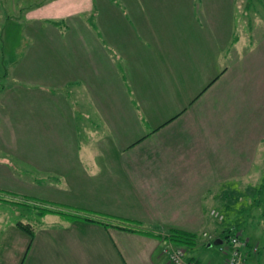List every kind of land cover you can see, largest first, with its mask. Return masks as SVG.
Instances as JSON below:
<instances>
[{
    "label": "rangeland",
    "instance_id": "rangeland-1",
    "mask_svg": "<svg viewBox=\"0 0 264 264\" xmlns=\"http://www.w3.org/2000/svg\"><path fill=\"white\" fill-rule=\"evenodd\" d=\"M198 1L196 0V3ZM235 1L234 10H237V15L232 7L228 8L231 0H225L227 19L234 20V26L237 29L233 28L232 32L239 33L243 38L240 43L232 47L231 57L225 58L222 90L218 87L217 94L211 95L210 93L206 104L201 103L195 107L193 118L198 122H191V120L180 117L164 129L166 130L164 134H159V137L152 140L153 142L149 140L145 145L148 150L151 145H154V142L156 144L165 142L166 146H169L167 144L168 137L172 135V143H176L177 148L181 147V150L186 153L194 150L196 143H199L198 147H201L204 152H208V159L203 163L209 165V170L217 162L222 163L223 181L221 176L215 174V171L201 172L207 175L208 184L213 180L218 182L212 188H208V186V189L205 188V190L211 189L210 193L202 194L200 192L202 187L196 184L199 181H195L196 178L192 181L191 176H187L186 172L159 171L161 182L164 180V174L170 173L169 180L173 181L175 186L166 184L158 188L160 191L158 206L150 205L146 200L143 204L135 203L136 215H140L141 218V222H138L103 212L104 205L109 203L107 200L103 201L104 195L100 196L101 203L104 204L101 210L64 208L61 203L53 199L56 197L54 188L46 185L49 182L51 185L55 184L57 171L53 172L56 174L44 171V167H50L49 163L53 159L63 157V155L45 154L46 151L55 153L57 149V151L63 152L69 148L70 151L67 153H71L72 146L82 147L88 143L91 148L104 150L117 147L109 133L104 134V131L107 132V130L104 129L103 121H100L103 115H112L117 119L119 116L121 118L134 115L146 117L145 115L150 113L149 110L153 109L148 106L149 93L147 90H131L129 86L128 93L121 91L119 85H115L117 81L112 78V83H110L109 75L103 74L102 57L94 59L95 65L92 64L93 60H89L88 57V48L84 41L89 34L104 36L106 31L104 24H107L105 20L112 19L114 14L119 17L120 0H0V229L19 227V222L30 227L37 226L52 218L50 215L59 216L57 214H60L62 216L63 212L65 215L82 219L88 218V220L101 221V223L102 221L103 223L108 222L110 226L114 227L151 230L152 224L155 222L163 225H165V221L166 223H182L183 220L180 218L171 216L192 200L186 208H190L191 214L198 217H192L190 220L191 229L199 230L201 224L207 228L205 231L207 235L203 237L201 232L197 235L196 240L205 239L208 235L215 237L217 230L221 229V225L226 221V213L229 216L235 214L238 207L236 203L229 201V198L227 199L229 202H227V196H224V199L220 198L219 190L216 187L221 182L224 183L222 191L229 192L228 197L230 196L231 199L240 197V200L245 201L244 209L236 213L237 217H243L246 220V216L257 214L259 205L264 207V0ZM129 2H136V0H129ZM43 4L48 7L40 13H36V10L40 9L39 7ZM54 5H58V11L53 12ZM113 6H117L118 10ZM26 10L28 14L31 12L29 16H27V12H24ZM50 18L51 20H47ZM106 26L110 29L111 25L108 23ZM88 45L94 47L91 42H88ZM224 45L228 47V43ZM95 54L96 56L102 55L100 46L95 49ZM94 68L95 71L90 72V69ZM44 72L48 75L42 74ZM78 75L81 77L89 75L95 81L91 91L97 100L94 101L93 106H89L85 101V91H80V93L75 91V99L79 98L81 106L78 114L83 116L79 118L80 135L77 144H75L71 130L73 124L70 121L72 107H69L72 96L71 85L63 89L59 88L56 92L53 90L52 94H47L40 88V83L50 84L56 90V85L71 84L72 80L79 77ZM170 77L171 75L154 77L151 86L160 83V88H162V82L167 85ZM105 79L107 87L104 86ZM103 88H106L107 91L110 89L111 97L106 95V99L111 98V105H107L108 101H104L100 92V89L103 90ZM234 90L235 93H233ZM59 94H63V96ZM171 104L172 111L169 112L171 108L165 106V109L163 108L157 113L162 115L166 112L165 114L168 115L177 111L178 106L173 102ZM185 110H189L188 105L185 106ZM165 114L162 115L161 120L167 118ZM84 115L91 116V123L84 119ZM134 123L126 124L127 127L131 125V130L130 128L123 129L128 132L127 139L129 141L133 137L146 133L142 127L136 129ZM119 125L118 123V131L120 130ZM76 126L77 124H75ZM89 128L90 131H88ZM180 152L173 150L175 158L171 160V163L177 164L178 161L185 162L187 160L184 155L180 156ZM221 153L223 156L219 155ZM181 154L184 153L181 152ZM45 157L50 159L45 163L46 165L44 164ZM65 157L71 163V154H65ZM73 164L75 163L72 162V166ZM247 166H250L252 170L246 171ZM70 171V178L73 180L78 179L79 175L83 180L85 179V187L90 186L91 195L95 199L99 198V191H102L110 183L116 184L114 181L119 180V175H117L116 177L112 176L113 180L109 181L108 175H114L115 171L91 173L87 170L90 177H87L86 172L82 171L81 165H78V170H75V166H73ZM249 173V183L252 186L255 182L254 187H250V189L245 187L248 189L245 191V195L238 196L236 194L237 186H231V181L234 179L244 180L247 183L246 179ZM190 184L192 187H189ZM119 190L118 187L117 193ZM47 194L52 199L47 198ZM214 194L217 197L212 199ZM194 198H196V202ZM247 200L251 203H247ZM257 201L259 203L253 204ZM131 205L132 203L129 202L128 206ZM151 206L156 212L149 210ZM213 208L224 214L221 220L212 215V218L207 217L208 210L210 214ZM157 210H160L162 214L167 213L165 219L153 221L150 218L149 213L156 214ZM239 223H243L242 220ZM241 234V237L247 240L245 235ZM247 243L249 245L250 242L247 240ZM219 246V244L213 245L211 251L219 253ZM183 247L186 248V246Z\"/></svg>",
    "mask_w": 264,
    "mask_h": 264
},
{
    "label": "crops",
    "instance_id": "crops-1",
    "mask_svg": "<svg viewBox=\"0 0 264 264\" xmlns=\"http://www.w3.org/2000/svg\"><path fill=\"white\" fill-rule=\"evenodd\" d=\"M179 1L136 0V2H129V0H120L119 17L114 14L112 19L107 18V21L105 20V23H110L111 26L108 29L107 24H104L106 27L104 36L89 34L85 41L84 38L82 39L87 45L88 57L89 60H93V65L96 63L94 60L96 57H102L101 69H103L105 76L109 75L108 81L110 83H112L113 78L114 81H117L115 85H119L121 91L126 93H128L129 86L131 90H147L149 93L148 106L154 110H149L150 113L145 115L146 117L134 115L121 118L119 116L117 119L106 114L103 115V118L100 117L104 129L107 130V132L104 131V134L109 133L117 147L104 150L91 148L88 143L82 147L72 146L70 148L71 153H67L70 151L69 148L63 152L57 151V149L55 153L46 151L45 154L63 155L62 158L53 159L49 163L50 167L46 166L49 169L44 167V171L51 172V174L57 173L55 184L51 185L49 182L46 185L54 188L56 197L53 199L61 203L64 208L74 207L80 210L95 211L101 210L105 206V209H102L105 213L139 222L141 218L140 215H136L135 203L143 204L146 200L150 205H157L158 199H160L158 188L166 184H174L175 186V183L169 180L170 173H165L164 180L161 182L159 171L179 170L186 172L187 176H191L192 181L195 178V181H199L196 184L202 187V191H200L202 194L210 193L211 189L205 190V188L207 186L212 188L218 182L213 180L208 184L207 175L201 172L215 171V174L221 176L223 181L222 163L217 162L209 170V165L203 163L208 159V152H204L201 147L199 148V143H196L194 150L185 153L181 147L177 148L176 143H172V135H169L167 142L169 146H166L165 142H158L157 144L154 142L150 150L145 147L149 140L153 142L152 140L159 137V134H164L166 132L164 129L180 117L191 120V122H198L197 119L193 118L195 107L201 103L206 104V99L210 93L211 95L217 94L218 87L222 90L225 58L231 57L232 47L240 43L243 38L240 37L239 33L232 32V29L236 30L237 27L234 26V20L227 19L225 0H199L198 3L196 0ZM235 2V0H231L228 8L232 7L234 10ZM54 6L53 12L58 11V5ZM47 7L46 4L41 5L36 13L42 12ZM113 7L118 10L117 6ZM30 13L27 12V16ZM234 13L237 15V10H234ZM237 18L239 17L237 16ZM47 20H51V18ZM88 42L94 44V47L88 45ZM225 43H228V47H225ZM99 46L102 55L96 56L95 49ZM92 70L95 71V68L90 69V72ZM42 74L48 75L46 72ZM89 75L87 77L78 75L79 77L74 81L72 80L71 84L56 85V90L50 84L40 83V88L47 94H52L51 91L53 90L56 92L59 88L63 89L71 85L72 96L69 107H72L70 121L73 124L71 129L73 136L70 135L75 144H77L80 135L79 118L83 117L78 114L81 106L79 98L75 99V91L78 93L85 91V101L89 106H93L94 101L97 100L91 91L95 81ZM162 75H171L167 85L162 82V88H160V83L151 86L153 78ZM104 83V86L107 87L106 79ZM28 86L32 87L31 85ZM100 92L104 101H108L106 102L107 105H111V98L106 99V95L111 97L110 89L107 91L106 88H103V90L100 89ZM59 95L63 96V94ZM172 102L178 106L177 111L168 115L165 114L166 112L162 113L167 118L161 120L163 116L157 112L165 109V106L171 108L169 112L172 111ZM186 105L189 107L187 111L185 110ZM88 115H84V119L91 123V116ZM132 122H135L136 129L142 127L146 130L144 133L146 135L144 136L142 133L143 135L133 137L129 141L127 139L128 132L123 129L130 128L131 130V125L127 127L126 124ZM118 123L120 124L119 131L117 130ZM75 124H77L76 127ZM216 138H214L215 141ZM173 150L183 152L184 154L180 152V156L183 157L182 155H184L187 160L185 162L178 161L177 164L171 163V160L175 158ZM65 154H71V163ZM219 155L223 156V153ZM101 156L103 157L101 158ZM48 160L50 159L45 157L44 164ZM72 162L75 163L73 164L75 170H78V165H81L82 171L86 172L87 177H90L87 170L91 173L115 171L114 175H108L109 181H112L117 175H119V180L114 181L116 184L110 183L105 187L107 189L104 188L99 191V198L95 199L91 195L90 186L85 187V179L83 180L80 175L76 180L70 178ZM54 164L57 166L53 167ZM227 165L229 164L227 163ZM54 170L57 172L53 173ZM245 170L249 171L252 168L247 166ZM105 176L107 178L106 173ZM249 178L250 173L246 179L247 183L241 179V181L235 179L231 181V186H237L236 194L238 196L245 195V191L248 190L245 187H249V189L254 187L255 182L251 186ZM118 187L120 188L119 193L116 191ZM189 187H192L191 184ZM223 187V182L216 187L219 190L220 198L224 199V196H227L226 200L229 198V201L237 204L238 211L236 210L235 214L230 216L226 213V221L221 225L222 228L217 230L215 238L221 237L227 230L231 232L233 229H238L250 242L249 246H258L256 252L249 251L246 254L244 264H264V207L259 205L257 214L246 216V220L243 217H237L236 213L244 209L243 203L245 201L240 200V197L231 199L230 196L228 197L229 192L224 190L225 194L222 191ZM101 195H104L103 201L107 200L108 204L101 203ZM212 196V199L217 197L215 194ZM46 197L50 198L48 194ZM228 200L227 202H229ZM191 201L187 204L189 205ZM194 201L196 202V198ZM129 202L132 203L131 206H128ZM246 202L251 203L248 200ZM256 203L259 202L253 204ZM102 205L104 206L102 207ZM188 205L179 208L180 211L174 212L175 214L171 216L172 218H180L183 220L182 223H166L165 221V225H163L155 222L152 224L151 230L127 226V228L114 227L110 226L108 222L103 223L102 221L101 223L99 219L100 222L76 216L62 215L63 218H61L60 214H57L61 216L59 219H56L59 216L54 214L55 216L50 215L52 218L44 223L34 225L32 227V240L29 234L19 227L5 228L8 230L7 232H4L5 229H0V264H174L169 261L168 255L164 252L166 241L179 245L168 237L170 230L179 229L196 235L207 230L202 224L199 226V230L191 229L190 220L192 217L198 216L191 214L190 208H186ZM149 210L155 211L152 206ZM166 215L167 213L162 214L160 210H157L156 214L149 213L153 221L165 219ZM207 217H211L209 210ZM41 219L44 218L41 217ZM240 220L243 223H239ZM167 225H169L168 228H166ZM198 240L195 241L194 245L186 246L188 258L194 259L200 264H226L228 256L220 250V246L218 247L219 253H214L211 248L215 244L208 245L211 240L207 238H199Z\"/></svg>",
    "mask_w": 264,
    "mask_h": 264
},
{
    "label": "built area",
    "instance_id": "built-area-1",
    "mask_svg": "<svg viewBox=\"0 0 264 264\" xmlns=\"http://www.w3.org/2000/svg\"><path fill=\"white\" fill-rule=\"evenodd\" d=\"M210 214L214 217H218L220 220L224 217L221 211L213 208ZM207 232H203V236H206ZM212 235H208L207 239H214ZM220 250L227 254L226 264H244L245 256L249 251L256 252L258 250L257 245H248L247 240L241 237V233L238 229H233L226 240L220 244ZM164 252L168 255L170 262L174 264H200L198 261L188 258L187 250L185 247L175 245L172 242L166 241Z\"/></svg>",
    "mask_w": 264,
    "mask_h": 264
},
{
    "label": "trees",
    "instance_id": "trees-1",
    "mask_svg": "<svg viewBox=\"0 0 264 264\" xmlns=\"http://www.w3.org/2000/svg\"><path fill=\"white\" fill-rule=\"evenodd\" d=\"M43 213H45V212H43ZM62 215L71 216V215H65V214H63V212H62ZM86 219L88 220V218H86ZM18 226L22 230L26 231L29 234L30 239L32 240V238H33L32 227L28 226L27 224L20 223V222H19ZM229 232H230V230H227L226 233H224L221 237H218V238H221V239L227 238L228 235H229ZM168 237L173 242H175V243H177L179 245H183V246L194 245L195 241H197L196 240L197 239V235L196 234L185 232V231H182V230H179V229L170 230ZM214 239H216V238H214ZM213 240H211V241H213Z\"/></svg>",
    "mask_w": 264,
    "mask_h": 264
},
{
    "label": "water",
    "instance_id": "water-1",
    "mask_svg": "<svg viewBox=\"0 0 264 264\" xmlns=\"http://www.w3.org/2000/svg\"><path fill=\"white\" fill-rule=\"evenodd\" d=\"M223 242V239L221 238H216L213 241H211L208 245H213V244H221Z\"/></svg>",
    "mask_w": 264,
    "mask_h": 264
}]
</instances>
